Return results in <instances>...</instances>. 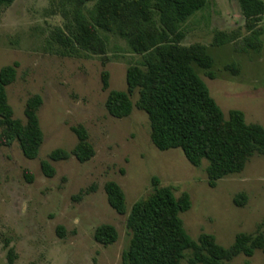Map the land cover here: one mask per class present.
Wrapping results in <instances>:
<instances>
[{
	"label": "rangeland",
	"instance_id": "374dc122",
	"mask_svg": "<svg viewBox=\"0 0 264 264\" xmlns=\"http://www.w3.org/2000/svg\"><path fill=\"white\" fill-rule=\"evenodd\" d=\"M62 26L60 8L49 0H14L0 10V69L16 64L14 81L5 87L13 118L23 122L27 98L35 94L42 98L37 111L42 133L37 157L24 158L16 143L0 146V264H9L8 249L13 253L11 264H122L121 253L130 236L126 216L134 202L151 193L152 177L160 186L170 187L175 197L189 196L190 208L179 218L192 240L208 234L226 248L238 233H255L259 227L264 236V154L252 155L239 174L209 188L205 161L195 168L179 149L161 152L153 147L146 115L134 106L136 92L128 117L115 119L106 112L108 91L126 89L125 70L139 63L141 55L124 41L109 37L105 66L98 56H62L56 45L48 43L49 34ZM258 26L260 51H237L234 40L250 31L237 1L208 0L207 7L183 25L180 44H199L212 56L209 71L214 79L197 66L192 68L224 117L238 110L246 123L264 127V15ZM228 64L238 65V73L225 71ZM102 70L108 72L105 91ZM78 125L87 133L93 156L84 163L72 156L51 162L55 174L45 177L40 162L55 149L71 152L77 144L71 127ZM26 171L31 182L26 181ZM107 181L122 189L124 215L107 204L103 190ZM239 193L246 196L242 207L232 201ZM101 224L117 230L112 245L103 247L92 239ZM226 264H264V251L256 250L251 257L238 255Z\"/></svg>",
	"mask_w": 264,
	"mask_h": 264
},
{
	"label": "trees",
	"instance_id": "16d2710c",
	"mask_svg": "<svg viewBox=\"0 0 264 264\" xmlns=\"http://www.w3.org/2000/svg\"><path fill=\"white\" fill-rule=\"evenodd\" d=\"M14 0H0V10ZM60 8L63 26L49 34L48 43L56 45L58 54L68 57L98 56L102 66L109 37L124 41L132 52L141 55L137 64L125 70L124 91L109 90L104 101L108 115L126 118L132 110L131 96L137 94L134 106L142 111L149 126V140L158 151L179 149L187 162L198 168L206 162L204 172L209 188L224 177L239 174L248 159L264 154V127L246 123L241 111L230 110L227 117L210 97L206 85L196 75L193 65L209 71L213 64L206 47L199 44L181 45L185 37L183 25L195 13L207 7L208 0H49ZM244 26L250 31L233 44L237 51L258 53L261 49L264 15L262 0H236ZM16 64L0 69V146L16 143L28 160L37 157L42 143L37 111L41 96L27 98L24 121L13 118L6 100L5 87L15 78ZM225 71L237 74L236 64L224 66ZM101 90L109 87L108 72L100 74ZM264 119V114H263ZM77 144L66 152L55 149L40 170L47 178L55 174L51 162L66 161L70 156L79 163L94 154L88 136L80 125L71 127ZM27 182L31 174L24 172ZM151 193L134 202L126 216L130 236L121 253L122 264H226L234 257H251L256 250L264 251V236L258 232L238 233L229 247H222L212 235L201 234L192 240L185 232L179 214L190 208L186 193L175 197L168 186H160L157 177L151 178ZM103 190L109 207L124 215V194L119 185L107 181ZM90 190L81 191L78 196ZM234 205L242 207L246 196L233 197ZM117 230L109 224L97 226L92 239L106 247L116 242ZM188 252L187 254L185 252ZM7 261H13L12 250Z\"/></svg>",
	"mask_w": 264,
	"mask_h": 264
}]
</instances>
